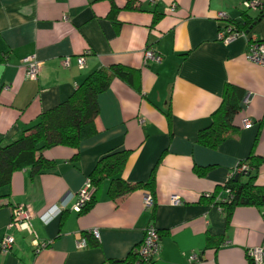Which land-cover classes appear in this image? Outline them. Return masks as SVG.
<instances>
[{
    "label": "crops",
    "instance_id": "1",
    "mask_svg": "<svg viewBox=\"0 0 264 264\" xmlns=\"http://www.w3.org/2000/svg\"><path fill=\"white\" fill-rule=\"evenodd\" d=\"M245 1L133 0L127 9L128 0H0V145L15 140L100 68L134 69L140 85L137 93L113 79L98 96L96 135L81 143L76 161L73 150L55 147L43 151L55 164L51 171L11 175L0 190V243L11 236L14 245L0 250V264H129L149 224L162 245L150 264H248L246 251L264 242L263 213L236 207L226 221L206 197L224 199L237 164L251 153L264 155V68L245 59L249 39L264 41V15L246 37L217 40V14L241 21ZM172 3L176 9L169 13ZM146 48L161 62L144 65ZM85 51L90 54L79 69L75 59ZM28 56L42 63L33 81L24 76ZM64 57L71 58L69 68L62 66ZM227 84L245 96L239 131L208 149L196 142L197 134L208 127ZM245 119L250 128H243ZM113 150L130 151L122 172L128 183L145 182L155 168L153 207L143 208L144 189L111 199L104 180L89 210H72L96 163ZM202 168L204 174L197 175ZM256 183L264 185V164ZM172 196L178 205L170 203ZM17 205L30 212V231L7 228ZM55 206L64 207L57 216ZM82 238L87 247L80 250L76 242ZM35 241L46 247L37 249Z\"/></svg>",
    "mask_w": 264,
    "mask_h": 264
},
{
    "label": "trees",
    "instance_id": "2",
    "mask_svg": "<svg viewBox=\"0 0 264 264\" xmlns=\"http://www.w3.org/2000/svg\"><path fill=\"white\" fill-rule=\"evenodd\" d=\"M258 2L260 5L256 18H250L248 12L243 10L241 21L228 19L227 24L232 30L246 33L264 15V0ZM133 3V0H128L127 9ZM154 17V22L160 18L159 15ZM138 78L136 70L122 65L100 68L87 75L64 102L41 113L37 121L25 128L15 140L0 145V190L9 186L14 172L29 169L31 176H37L51 171L55 164L43 156L44 150L55 147L69 148L75 152L72 160L76 161L81 143L96 135L94 122L99 114L98 96L109 88L113 79L123 81L140 93ZM244 98L242 89L227 84L220 105L211 115V122L207 128L198 132L196 142L208 149H216L224 141L236 136L239 131L236 119L243 108ZM165 116L168 119L170 117L168 112ZM129 154L130 151L113 150L96 163L88 178L95 191L90 202L80 212H85L93 206L104 180L108 181L107 193L111 199L115 200L132 191L144 189L154 200L155 168L143 183L131 184L123 179L122 172ZM242 164L248 167L247 174H235L233 170L224 187V199L218 201L212 195L208 197V200L225 214L226 221L236 207H253L261 210L264 216V185L256 183L259 168L264 164V155L251 153L236 167ZM205 170L206 168L197 169L196 174L202 176ZM90 236L92 237L91 234ZM128 257L129 264L137 259L131 252ZM248 264L252 263L248 260Z\"/></svg>",
    "mask_w": 264,
    "mask_h": 264
},
{
    "label": "built area",
    "instance_id": "3",
    "mask_svg": "<svg viewBox=\"0 0 264 264\" xmlns=\"http://www.w3.org/2000/svg\"><path fill=\"white\" fill-rule=\"evenodd\" d=\"M258 0H249L245 1L241 4V7L244 11L247 12H257L259 8ZM176 9V4L172 3L167 8V12L172 13ZM66 20V18H64ZM217 20L221 22L217 30V40L221 43L227 44L236 38L239 37H246V33L244 32H237L231 29L230 25L227 24L228 17L224 13L217 14ZM90 54L89 51H85L81 56H78L75 59L76 66L79 69H83L85 65V59ZM161 56L153 51L151 48H146L143 54V63L144 65L148 64L149 62L158 64L161 62ZM245 59L253 64L261 66L264 68V41L256 40V39H249L247 42L246 52H245ZM62 66L64 68H69L71 66V58L64 57L62 58ZM42 63L37 61L35 56H28L23 59V66L25 71V79L26 80H36L38 74L41 70ZM246 100H244V103ZM144 124V120H139V125L142 126ZM252 126L250 120L245 119L243 120V128L247 129ZM248 167L244 164L240 165L239 167H235L234 172L235 174H247ZM94 188L89 179L81 188V190L76 194V200L72 206V210L76 212H80L82 208L90 202ZM206 197H209L207 195ZM170 203L172 205H178L180 200L177 196H172L170 198ZM154 205V200L152 196L148 193L146 194L144 201H143V208L145 210H150ZM64 207H53L52 215L57 216L59 215ZM31 219L32 216L27 208L21 205H17L12 209V216L9 225L7 226L8 229H17L19 231H30L31 230ZM94 240L99 241V235L96 230L89 232ZM14 245V239L11 236H5L0 243V250L1 252L9 251L12 246ZM35 246L37 249L46 247V244H38L35 241ZM87 247V242L84 238L78 240L76 242L77 249H84ZM161 236L154 225L149 224L144 231V236L141 243L135 246L131 253L132 255L136 256L137 259L134 260L132 264H150L154 259H156L161 251ZM247 260H249L252 264H264V242L261 246L256 248H251L246 251ZM190 261L195 260L194 256L189 258Z\"/></svg>",
    "mask_w": 264,
    "mask_h": 264
},
{
    "label": "water",
    "instance_id": "4",
    "mask_svg": "<svg viewBox=\"0 0 264 264\" xmlns=\"http://www.w3.org/2000/svg\"><path fill=\"white\" fill-rule=\"evenodd\" d=\"M251 30V28H249V31ZM249 31H247L246 33H248Z\"/></svg>",
    "mask_w": 264,
    "mask_h": 264
}]
</instances>
